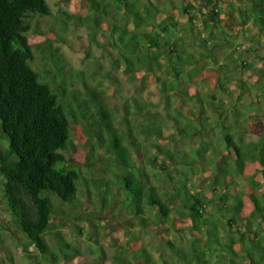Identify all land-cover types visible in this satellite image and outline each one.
Segmentation results:
<instances>
[{"label": "rangeland", "instance_id": "obj_1", "mask_svg": "<svg viewBox=\"0 0 264 264\" xmlns=\"http://www.w3.org/2000/svg\"><path fill=\"white\" fill-rule=\"evenodd\" d=\"M45 1L51 15L34 17L26 34L33 51L31 68L54 88L57 84L65 85L64 103H72V91L84 94V83L94 89L97 96H103L115 128L130 134L124 144L133 152L140 150L151 158L162 159L151 145L186 152L188 157L200 149L205 162L189 168L187 176H181L182 183L191 192L214 198L220 186L213 181V164L208 161L212 153L216 155L211 143L218 150L224 149L220 124L248 128V132L236 133L244 143L264 138V28L255 26L252 17L250 20L242 18L238 12L241 8L250 13V1L214 0L218 7L216 19L220 21L214 24L200 0H140L150 2L156 21L166 24L173 39L183 40L181 50L185 53H182L195 58L194 64L183 66L179 75L185 91H171L167 99L157 86L162 80L174 82L175 73L169 68L154 75L137 72L131 82L122 68L111 63L108 48L101 46L103 42L98 35L104 33L113 19L97 18L98 13L92 19L93 11L87 0ZM96 19L98 25L94 24ZM93 33L97 36L91 37ZM201 39L209 45H223L213 51L215 63L200 56L209 54L202 47ZM48 43L52 45V54L44 50ZM160 61L167 63L165 58ZM67 72L71 76H67ZM225 90L231 96L224 93ZM180 112L186 114L185 117L178 116ZM241 114H246L247 119H242ZM153 127H158L162 135L140 132ZM192 128L194 130L190 131ZM180 130H187L191 137L181 139ZM70 137L74 148L66 157L82 178L78 185V206L55 202L65 215H56L52 220L55 229L44 237L51 250L58 253V264H68L71 255L66 259L63 251H69L59 250L57 233L79 252L78 258L71 259L75 264L79 261L81 264H249L242 246L255 258L259 248L264 247V224H256L259 226V237H256L252 233L246 236L240 223L229 227L225 222L224 229L218 228L216 238L205 235L204 230L200 235L184 225L159 226L149 219L147 226H139L120 204L115 190L112 199L106 190L105 201H102L103 188L91 183L108 179L110 167L114 166L119 172L114 155L106 152L99 140L90 137L81 124L71 125ZM164 164L177 166L168 160ZM254 171L255 167L251 166L247 172ZM177 179L175 177V181ZM2 184L0 176V264H41V256L33 247L29 249L31 253L23 251L24 238L11 224L10 212L2 198ZM171 188L168 195L177 203L176 190ZM244 200L245 210L251 211L249 199ZM209 210L212 222L220 220L218 208L209 206Z\"/></svg>", "mask_w": 264, "mask_h": 264}, {"label": "trees", "instance_id": "obj_2", "mask_svg": "<svg viewBox=\"0 0 264 264\" xmlns=\"http://www.w3.org/2000/svg\"><path fill=\"white\" fill-rule=\"evenodd\" d=\"M200 1L213 23H220L216 19V2ZM249 1L250 13L238 8L240 16L248 20L252 17L255 26L264 28V0ZM87 2L93 11L92 19L98 13L97 18L110 17L114 20L98 37L103 42L101 46L108 48L111 63L122 68L129 81L133 82L140 71L154 75L169 68L175 73V80H162L157 86L158 91L164 99L169 97L171 91H185L179 75L183 66L194 64L195 58L181 50L184 44L182 39H173L166 24L156 21L150 2ZM50 15L51 10L45 0H0L1 193L11 215V224L24 238L23 251L31 253L29 249L33 247L41 256V264H58V253L51 250L44 237L55 229L52 220L56 215H65L55 202L63 206H78V185L82 178L79 170L66 157L74 148L70 137L72 124H81L90 137L99 140L102 148L116 158L113 161L119 172L114 166L110 167L108 179L91 183L96 188H103L102 201H105L106 190L111 193L110 199L115 197V190L120 204L139 226H147L149 219L150 223L159 226L184 225L200 235L204 230L205 235L216 238L218 228L224 229L225 222L229 227L240 223L246 236L252 233L259 237V226L256 224H264V138L244 143L236 133L248 132V128L238 124H220L224 149L218 150L211 143L210 147L216 155L212 153L208 161L213 164V181L220 186L219 193L208 199L203 193L191 192L182 183V178L187 176L185 173L189 168L205 162L200 149L188 157L186 152H172L149 144L162 155V159L151 158L140 150L133 152L124 144L130 134L115 128L103 96H97L96 91L84 83L85 93L72 91V103H64L62 98L67 92L65 85L57 84L54 88L31 68L33 51L26 36L30 29L29 22L34 17ZM94 24L98 25L97 19ZM153 27L154 30H151ZM90 36L96 37L97 34ZM200 42L209 51L208 55L200 56L215 63L213 51L223 45H209L202 39ZM50 48V43L44 45L48 54L53 53ZM160 58H165L167 63L161 62ZM66 75L71 76L69 72ZM224 93L231 96L227 90ZM207 105H212V102H207ZM185 113L191 114L189 111ZM186 114L180 112L177 115L185 117ZM240 116L247 119L246 114ZM148 130L140 132L162 135L158 127ZM179 136L184 140L190 138L191 133L180 130ZM138 156L141 160H137ZM166 160L177 166H165ZM251 166L255 167V171L248 174ZM175 177L178 178L176 181ZM171 187L176 190L177 203L172 202L168 195ZM246 197L252 205L249 212L245 210ZM209 206L218 208L220 220L211 221L213 215ZM57 239L59 250L69 251H63L66 259L71 255L68 264H75L71 259L78 258L79 252L65 242L59 233ZM260 241L261 238L259 244ZM254 245L252 241V247ZM242 249L247 252L249 264H264V247L259 248L256 258L246 247L242 246Z\"/></svg>", "mask_w": 264, "mask_h": 264}]
</instances>
